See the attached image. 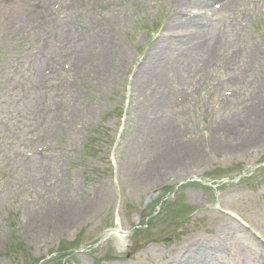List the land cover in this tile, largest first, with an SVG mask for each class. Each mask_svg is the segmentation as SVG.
<instances>
[{
  "label": "rangeland",
  "instance_id": "obj_1",
  "mask_svg": "<svg viewBox=\"0 0 264 264\" xmlns=\"http://www.w3.org/2000/svg\"><path fill=\"white\" fill-rule=\"evenodd\" d=\"M80 2L84 38L75 35V49L60 53L41 113L17 100L31 62L22 34L14 35L20 22L0 24V95L14 86L8 92L16 102L0 106V119L20 130L6 143L0 136V264H168L208 252L235 264L237 250L264 264L256 251L262 245L248 232L264 241V0H235V11L212 23L224 46L206 73L196 62L204 49L175 47L152 56L141 72L149 46L160 40L143 28L161 26L172 0ZM185 26L169 23L167 31ZM127 60L132 67L125 68ZM191 73L197 75L186 92L170 91ZM225 90L237 92L226 99ZM179 93L187 100L161 120V108L165 113ZM160 95L158 108L147 107ZM36 146L46 150L20 157ZM175 149L176 157L159 163ZM116 210L121 229L134 231L93 244L105 228L119 230ZM234 211L250 220L248 230L226 214ZM148 215L154 219L146 226ZM113 247L124 259L116 260Z\"/></svg>",
  "mask_w": 264,
  "mask_h": 264
},
{
  "label": "bare ground",
  "instance_id": "obj_2",
  "mask_svg": "<svg viewBox=\"0 0 264 264\" xmlns=\"http://www.w3.org/2000/svg\"><path fill=\"white\" fill-rule=\"evenodd\" d=\"M203 1V3L205 2V3H208L209 2V0H202ZM231 3V1L230 0H224V4L227 6V4H230ZM185 23L186 22H188V23H190V22H192V20H189V19H182ZM193 42H194V39L193 38H191V39H187V40H183V39H176V40H174V41H167V43H166V45H164V48H172V47H174L175 45H178L179 47H175L178 51H186V50H188V49H190L191 48V46H193ZM181 45V46H180ZM157 49V48H156ZM155 49V50H156ZM157 53V52H156ZM155 53V54H156ZM153 55H154V52L152 53ZM150 60V59H149ZM142 68H143V70L141 71V72H144V73H146L147 71L145 70V69H150V65L148 64V63H144L143 65H142ZM256 113V112H255ZM258 121L259 122H261L262 121V115H258ZM254 120V119H253ZM257 120V119H256ZM232 123V122H231ZM236 123V122H235ZM262 124H264V121H262L261 122ZM234 125V124H233ZM235 126V125H234ZM189 149H192L191 147H188ZM177 151H176V149L174 150V151H168L167 153H165L160 159V161H159V163L161 164V163H167L168 162V160H169V158H171V157H173V155H175V153H176ZM172 155V156H171ZM174 157H176V155L174 156ZM170 161H174V159H171ZM208 262V261H207ZM177 264H179L178 262H177ZM185 264H187V262H185ZM195 264H199V262L198 263H195ZM205 264H211V262H208V263H206L205 262Z\"/></svg>",
  "mask_w": 264,
  "mask_h": 264
}]
</instances>
